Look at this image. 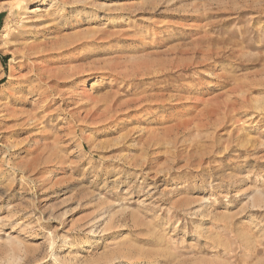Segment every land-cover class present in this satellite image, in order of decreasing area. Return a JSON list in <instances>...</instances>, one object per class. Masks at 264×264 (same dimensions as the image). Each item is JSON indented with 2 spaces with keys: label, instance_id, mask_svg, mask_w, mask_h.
<instances>
[{
  "label": "rangeland",
  "instance_id": "obj_1",
  "mask_svg": "<svg viewBox=\"0 0 264 264\" xmlns=\"http://www.w3.org/2000/svg\"><path fill=\"white\" fill-rule=\"evenodd\" d=\"M41 2L0 0V264H264V0H45L34 69Z\"/></svg>",
  "mask_w": 264,
  "mask_h": 264
},
{
  "label": "bare ground",
  "instance_id": "obj_2",
  "mask_svg": "<svg viewBox=\"0 0 264 264\" xmlns=\"http://www.w3.org/2000/svg\"><path fill=\"white\" fill-rule=\"evenodd\" d=\"M40 1H42L41 4L37 8L32 10L33 16L32 15L27 16L25 20H22V22L23 21L24 22L21 24V28L24 29L21 32V34L24 35L21 39V43H25L29 37L30 39L32 38V40H30V42L27 43L26 50L23 51L22 53L18 52L20 56L14 59L15 63H23L26 61L34 69H40L41 68L40 64L44 68L45 63L49 62V60H44V58L48 56L52 57L51 54L53 53V51L62 46V44L61 45L59 44V46H55L54 42H52L51 46H47L46 42H42L40 45H37L35 42V38H42L43 40H49L52 37V33H47L46 29L48 27H52V25L55 24L54 21H52V19H54L53 17L54 14L52 15L49 9H45V11H43L42 8H40L41 5L46 4L45 0H40ZM77 42L78 41H72L70 45L75 46L78 44ZM90 79L91 76L83 78L81 87H84L85 83ZM28 120H33V118H28ZM134 263L135 262H133L132 264Z\"/></svg>",
  "mask_w": 264,
  "mask_h": 264
}]
</instances>
